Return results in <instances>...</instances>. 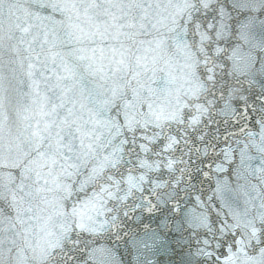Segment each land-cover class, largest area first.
<instances>
[{
    "label": "water",
    "instance_id": "obj_1",
    "mask_svg": "<svg viewBox=\"0 0 264 264\" xmlns=\"http://www.w3.org/2000/svg\"><path fill=\"white\" fill-rule=\"evenodd\" d=\"M226 2L0 0V264H90L96 237L86 234L139 195L125 140L207 116L225 88L229 106L264 90V65L239 69L240 57L264 53V33L249 20L233 37ZM140 219L119 236L105 228L103 246L142 261L129 253ZM187 254L177 245L169 264Z\"/></svg>",
    "mask_w": 264,
    "mask_h": 264
},
{
    "label": "snow or ice",
    "instance_id": "obj_2",
    "mask_svg": "<svg viewBox=\"0 0 264 264\" xmlns=\"http://www.w3.org/2000/svg\"><path fill=\"white\" fill-rule=\"evenodd\" d=\"M222 7L233 37H240V26L249 20L258 21L264 33V0H235ZM81 52L89 70L104 73L94 55ZM257 56L254 62L240 57V71L264 65V53ZM258 79L264 88V75ZM225 91L207 116L189 114L154 136L125 140L127 172L143 177L139 195L133 189L99 232L86 234L96 237L90 264H169L177 245L188 249L183 264H264V90L245 89L230 106L223 100ZM136 215L141 219L134 226L142 231L131 233L129 253L142 251L144 259L126 261L99 237L105 228L115 229L110 238L119 236L121 225L134 223L129 217Z\"/></svg>",
    "mask_w": 264,
    "mask_h": 264
}]
</instances>
